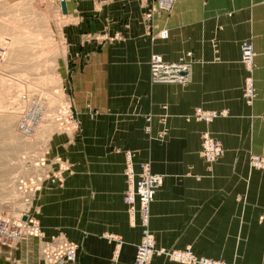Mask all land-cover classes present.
Listing matches in <instances>:
<instances>
[{"label": "crops", "instance_id": "obj_1", "mask_svg": "<svg viewBox=\"0 0 264 264\" xmlns=\"http://www.w3.org/2000/svg\"><path fill=\"white\" fill-rule=\"evenodd\" d=\"M149 1L52 0L66 8L55 70L68 80L81 131L45 139L51 162L60 157L72 173L30 195L29 212L44 235L0 244V264H42L40 248L51 236L78 244L70 264H111L113 255L114 264H131L141 228L131 225L122 200L126 150L136 170L148 161L163 175L150 205L156 247L190 246L230 264H264V170L248 163L251 153L264 155V123L257 119L264 113V0H176L169 16L146 19ZM162 28L168 37L152 39ZM244 42L255 51L252 106L242 96ZM188 51V85L150 82L152 52L173 61ZM88 103L97 117L87 116ZM198 106L228 114L206 126L193 118ZM162 113L168 128L159 137ZM204 129L224 147L210 170L199 155ZM150 264L180 263L155 255Z\"/></svg>", "mask_w": 264, "mask_h": 264}, {"label": "built area", "instance_id": "obj_2", "mask_svg": "<svg viewBox=\"0 0 264 264\" xmlns=\"http://www.w3.org/2000/svg\"><path fill=\"white\" fill-rule=\"evenodd\" d=\"M175 0H151L145 17H151L154 13H161L169 16ZM168 37V30L163 28L151 36L152 39ZM6 47L0 44V69L5 60ZM192 53L186 52L184 57L177 60L168 61L163 59L162 55L152 52L149 56V78L151 83H175L187 85L191 79L192 69ZM254 57L255 52L250 43L244 42L241 45V62L244 65L246 74L244 77L243 97L247 104H252L254 89ZM22 98L25 101L24 107L18 114L16 121V131L23 137H31L36 132L40 123L44 120V114L47 102L37 94H24ZM69 99V98H68ZM89 107V105H88ZM165 109V106H163ZM57 115L53 118L54 122L60 127L68 130L71 125L78 127L79 122L73 110L70 99L61 103L56 109ZM94 112V111H93ZM90 112L91 116L94 113ZM96 113V112H95ZM224 110L217 111L213 109L195 108V119L211 123L215 118L224 115ZM152 116L145 117L146 131H150V121ZM264 122V113L259 116ZM162 124H166L167 114L162 113L159 117ZM166 132V127L161 130V135ZM200 156L207 163V170H210L211 164L219 160L224 153L222 142L208 131L200 134ZM43 156L36 162L42 166V171L38 173L40 177L35 176L28 181L30 195L41 188L44 180L50 183L61 185L63 182V173H72V170L64 165L65 163L60 157L54 158L56 169L48 166V159ZM249 165L253 169L264 170V156L259 154H251L248 158ZM138 170L134 168L133 153L125 152V164L123 168V176L125 188L122 194V200L125 205L126 212L131 224H138L141 228L140 241L135 246L134 257L131 264H150L154 255H163L169 260L179 262L181 264H230L224 260L214 259L202 255H198L190 246L185 248H159L156 247L155 238L150 229V205L154 199L155 192L163 183V175L153 172L149 162L142 161L138 164ZM38 180V181H37ZM27 188V187H25ZM24 215L22 214V217ZM43 237V230L30 213H26V219H19L18 222H11L8 218L0 216V244L11 245L20 239ZM110 240H115L117 245L121 244V240L117 236H109ZM42 264H70L77 259L78 244L64 237L51 236L48 240L42 242L40 248ZM115 260V255L112 257Z\"/></svg>", "mask_w": 264, "mask_h": 264}, {"label": "rangeland", "instance_id": "obj_3", "mask_svg": "<svg viewBox=\"0 0 264 264\" xmlns=\"http://www.w3.org/2000/svg\"><path fill=\"white\" fill-rule=\"evenodd\" d=\"M51 2L52 0H0V44L6 47L5 60L0 69V216L8 218L11 222H18L19 219H22V214L26 215L30 210V192L28 185L24 186L23 184H28L31 178L35 180L33 176H38V173L42 171L43 167L37 165L36 162L43 156L45 151L44 156L49 161L47 164L51 166L55 164V161L51 162L48 158L47 140L45 139L54 132H73L76 134L81 131L80 119L69 95L68 80L61 81L55 70L63 19L60 8H57V5L53 6ZM150 3L151 0L148 5ZM150 18L146 17V19ZM24 94H37L47 102L45 118L31 137H23L16 131L18 114L25 105L22 98ZM255 97L256 89L254 99ZM68 98L71 101L79 125L78 127L71 125L66 130L56 124L53 118L57 115L56 109L58 106L69 100ZM243 101L245 102L244 97ZM245 104L252 106V104L249 105L246 102ZM85 110L90 118L99 115V111L91 107L89 103L86 104ZM224 111L226 113L222 116L228 114L226 109ZM90 112H93L94 116H91ZM147 115L151 114H146L144 117ZM260 115L257 116V119L262 121L259 118ZM193 118L195 119L194 112ZM203 124L208 126L210 123L205 124L203 122ZM145 125L146 120L144 131L150 134V131H146ZM164 127L167 131V124H162V129ZM161 130L159 137L166 133L161 135ZM203 131H208L214 136L208 129L201 132ZM46 181L44 180L43 184ZM114 263L115 260L111 258V264Z\"/></svg>", "mask_w": 264, "mask_h": 264}, {"label": "water", "instance_id": "obj_4", "mask_svg": "<svg viewBox=\"0 0 264 264\" xmlns=\"http://www.w3.org/2000/svg\"><path fill=\"white\" fill-rule=\"evenodd\" d=\"M60 7H61V11H62V13H66V8H65V3L64 2H61L60 3ZM22 219L23 220H25L26 219V215H24L23 217H22Z\"/></svg>", "mask_w": 264, "mask_h": 264}, {"label": "bare ground", "instance_id": "obj_5", "mask_svg": "<svg viewBox=\"0 0 264 264\" xmlns=\"http://www.w3.org/2000/svg\"><path fill=\"white\" fill-rule=\"evenodd\" d=\"M176 1V0H175ZM175 1H174V3H175ZM174 5V4H173ZM173 9V8H172ZM252 45V44H251ZM253 47V46H252ZM254 50V49H253ZM255 52V51H254ZM240 61H241V48H240ZM255 62V61H254ZM242 63V62H241ZM244 66V65H243ZM254 68H255V63H254ZM245 77V76H244ZM254 78V77H253ZM254 81V80H253ZM243 86H244V80H243ZM254 89H255V85H254ZM217 111H221V110H217ZM225 115V114H224ZM38 179V178H37ZM38 181V180H37ZM42 184H43V182H42ZM41 184V185H42ZM152 203V202H151Z\"/></svg>", "mask_w": 264, "mask_h": 264}]
</instances>
